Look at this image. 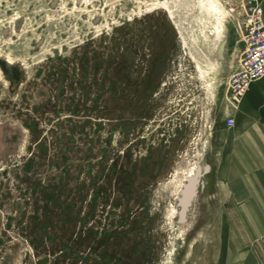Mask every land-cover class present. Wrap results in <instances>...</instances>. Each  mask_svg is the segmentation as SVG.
<instances>
[{
	"label": "rangeland",
	"instance_id": "374dc122",
	"mask_svg": "<svg viewBox=\"0 0 264 264\" xmlns=\"http://www.w3.org/2000/svg\"><path fill=\"white\" fill-rule=\"evenodd\" d=\"M215 1L0 0V264H264L207 184L242 33Z\"/></svg>",
	"mask_w": 264,
	"mask_h": 264
},
{
	"label": "crops",
	"instance_id": "0c3cea01",
	"mask_svg": "<svg viewBox=\"0 0 264 264\" xmlns=\"http://www.w3.org/2000/svg\"><path fill=\"white\" fill-rule=\"evenodd\" d=\"M261 7L264 14V0ZM235 45H239L238 49H229L223 59L225 65L218 73V82L212 89L215 114L211 123L216 128L211 140L209 174L212 178L207 184L211 191L240 201L243 210L250 212L245 222H257L260 230L264 224L261 210L264 208V78L247 88L231 114L233 128L225 129V118L231 112L225 100L227 81L238 69L241 40Z\"/></svg>",
	"mask_w": 264,
	"mask_h": 264
},
{
	"label": "built area",
	"instance_id": "2783aa9c",
	"mask_svg": "<svg viewBox=\"0 0 264 264\" xmlns=\"http://www.w3.org/2000/svg\"><path fill=\"white\" fill-rule=\"evenodd\" d=\"M229 11L237 14L242 23L238 69L227 81L228 101L236 106L239 101L235 97L240 100L250 83L264 77V14L259 0H240L239 6ZM226 125L234 126L230 113Z\"/></svg>",
	"mask_w": 264,
	"mask_h": 264
},
{
	"label": "bare ground",
	"instance_id": "6f19581e",
	"mask_svg": "<svg viewBox=\"0 0 264 264\" xmlns=\"http://www.w3.org/2000/svg\"><path fill=\"white\" fill-rule=\"evenodd\" d=\"M205 2V1H204ZM217 2L215 0H209V6L215 5ZM218 4V3H217ZM203 8V7H202ZM170 10V9H169ZM236 99H239V97H235ZM201 172V171H200ZM195 175H198V172H196ZM190 176V178L187 180V192L190 193L191 191H193L195 184L198 183L199 177L198 176ZM201 179V178H200ZM193 198V197H192ZM189 200V199H188ZM182 206V205H181ZM187 206V205H186ZM185 214V213H184Z\"/></svg>",
	"mask_w": 264,
	"mask_h": 264
},
{
	"label": "water",
	"instance_id": "95a60500",
	"mask_svg": "<svg viewBox=\"0 0 264 264\" xmlns=\"http://www.w3.org/2000/svg\"><path fill=\"white\" fill-rule=\"evenodd\" d=\"M6 69L9 71V70H10V66H9V65H6ZM196 176L199 177V176H200V173L198 172V175H196ZM193 192H194V191H191L190 193L187 192V195H188V197H187V201H188V199H189V196H190V195H193ZM187 201H186V203H184L183 208L186 207Z\"/></svg>",
	"mask_w": 264,
	"mask_h": 264
}]
</instances>
